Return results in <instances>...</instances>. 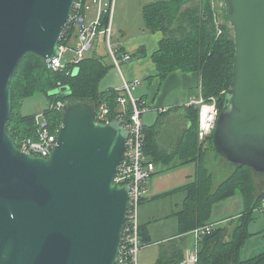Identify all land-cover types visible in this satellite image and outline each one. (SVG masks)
Masks as SVG:
<instances>
[{
    "label": "water",
    "instance_id": "obj_1",
    "mask_svg": "<svg viewBox=\"0 0 264 264\" xmlns=\"http://www.w3.org/2000/svg\"><path fill=\"white\" fill-rule=\"evenodd\" d=\"M76 0H0V264H115L131 189L115 181L129 131L120 117L96 118L97 103L66 98L58 144L50 157L17 145L8 131L11 81L23 57L47 63ZM235 39L234 79L212 133L231 166L264 174V0H223Z\"/></svg>",
    "mask_w": 264,
    "mask_h": 264
},
{
    "label": "trees",
    "instance_id": "obj_2",
    "mask_svg": "<svg viewBox=\"0 0 264 264\" xmlns=\"http://www.w3.org/2000/svg\"><path fill=\"white\" fill-rule=\"evenodd\" d=\"M88 1L84 0L81 9L83 15ZM214 1L191 0L192 3H189L188 0H155L145 3L142 13L146 28L151 32L162 33L159 47L153 54L161 82L176 70L195 72L201 79V95L206 99L217 97L221 110L225 93L234 79L235 39L224 4L216 7ZM75 12L76 10L73 13ZM109 18V13L102 14V29L108 25ZM74 37L79 38V26L71 19L60 45L75 49L76 45L72 42ZM105 38V35L97 36L94 47L83 60L78 63L66 62L65 67L59 70L50 68L37 53L29 52L23 57L11 81L13 108L8 121V131L18 145H21L22 139L34 137L38 128L35 114H22L19 111L23 101L37 93H44L49 105L50 102L65 101L62 93L50 94L61 86H70V98H89L98 105L107 102L111 108L109 118L119 116L123 111L118 103L120 93L115 89L102 91L99 88L103 78L115 66L113 62H106V55L109 56L110 53L101 55L97 49L100 39L106 43ZM148 80L151 81V77ZM132 111L133 106L128 103L126 117ZM186 111L193 126L191 132H186L183 136L179 149L193 148L194 153L189 159L198 161L200 167L196 180L183 187L186 199L179 212V219L181 233L185 234L180 235L182 238L170 240L156 264H180L185 256L186 244L190 241L189 234L186 233L208 224L216 202L237 194L244 199V212L235 219L231 227L215 226L210 233L202 236L197 264H264V251L244 259L240 252L252 235L249 225L254 219L253 214L264 202V174L258 175L246 165L227 164L214 149L212 134L204 141H199V109L188 106ZM44 115L52 127L61 125L62 112L56 108L47 107ZM165 115L162 113L160 119ZM156 131L157 129L151 133L145 127V151L155 165L159 158L164 159L163 156L165 160L172 159V154L162 152L156 139ZM140 234L142 238V224Z\"/></svg>",
    "mask_w": 264,
    "mask_h": 264
},
{
    "label": "crops",
    "instance_id": "obj_3",
    "mask_svg": "<svg viewBox=\"0 0 264 264\" xmlns=\"http://www.w3.org/2000/svg\"><path fill=\"white\" fill-rule=\"evenodd\" d=\"M101 1L103 0H97L98 3ZM110 2L111 0L109 5ZM102 6L104 7V4L100 3L97 17L90 13L89 21L98 18L101 10L104 9H100ZM150 33H145L139 38H130L122 41L120 38L111 36L110 41L116 46L118 53L129 52L132 55V59L128 62H123L120 69L114 66L101 81V85H105L102 91H107L121 87L124 79L141 80L134 91V95L137 98L146 100L150 107V110L143 115L145 127L151 133L157 129L158 136L156 139L160 148L163 149L162 152L172 154V159L169 161L165 160L164 156V159L159 158L156 164V172L148 181V190L142 201V239L147 245L141 251L146 248H154V251L152 253L148 251L140 252V264H156L162 250L170 240L175 237L182 238L180 235L185 234L181 233L179 219V212L183 209L186 199V191L183 187L196 180L200 167L198 161L189 159L194 153L193 148L179 149L185 133H190L192 130L193 123L188 118L186 108L192 98L201 95L200 76L195 72L176 70L170 73L163 84H161L156 64L153 61V54L159 47L162 33L159 31H150ZM101 39L97 46L99 54H109L107 38H105L106 43L101 41ZM77 41V37L72 39L75 45ZM68 51L74 52L71 49ZM108 57L113 62L110 54ZM149 77H151V82H149L147 87L143 86V80H147ZM193 88H196V91H192ZM149 96H152V101H150ZM162 113L166 115L160 119ZM223 203H226L228 211L220 213V215H226L220 219L214 218L212 222L227 220L217 226L231 227L233 220L244 212V199L242 196L241 198H233V200L225 199ZM234 204H236V207H234ZM214 205L211 213L214 211ZM186 234H189L191 239V232ZM191 242V240L188 241L187 247Z\"/></svg>",
    "mask_w": 264,
    "mask_h": 264
},
{
    "label": "built area",
    "instance_id": "obj_4",
    "mask_svg": "<svg viewBox=\"0 0 264 264\" xmlns=\"http://www.w3.org/2000/svg\"><path fill=\"white\" fill-rule=\"evenodd\" d=\"M83 6L84 0H76L74 6L76 12L75 14H72L71 19L76 21L79 26V42L74 49L75 56L70 62L78 63L83 60L94 47L96 37L101 34L106 36L109 52L114 65L120 69L123 62H128L132 59V55L129 52L120 55L116 46L110 41L112 36L113 0H111L109 7L102 9L98 18L89 24L86 22V16L81 13ZM103 13H109L110 18L108 23L109 26L102 29L101 16ZM60 48V56L48 63V66L54 70H59L65 67V64L61 65L62 60L60 58L63 53L71 49L65 45L60 46ZM140 82V79H124L123 85L115 89L120 93L118 103L123 107V111L117 117H120L123 120V124L129 131L127 140L128 149L120 164L115 181H118L121 184H128L131 189L127 220L124 227L120 251L115 264H139V252L147 245L142 241L140 234L139 210L142 200L148 190V181L156 172V165L151 161L145 151L146 132L143 115L150 110V107L146 100L137 98L134 95V91ZM128 103H131L133 106V111L128 117H126V106ZM188 106H195L199 109L198 134L199 139L204 141L215 129L221 111L218 106V99L214 96L206 99L203 95H200L192 98V100L189 101ZM48 107L56 108L62 112L64 101L58 100L56 103H52ZM110 111L111 108L107 102H102L100 105H97V120L100 122H109L112 120L109 118ZM37 124L38 128L36 135L34 137L22 139L21 145H17L28 150L35 156L48 158L58 144V136L62 123L59 126L52 127L49 124L48 119L45 117L42 122L37 120ZM258 210L264 213V202ZM214 227L213 224H205L191 231L193 241L186 248L184 259L180 264L198 263L200 240L203 235L210 233Z\"/></svg>",
    "mask_w": 264,
    "mask_h": 264
},
{
    "label": "rangeland",
    "instance_id": "obj_5",
    "mask_svg": "<svg viewBox=\"0 0 264 264\" xmlns=\"http://www.w3.org/2000/svg\"><path fill=\"white\" fill-rule=\"evenodd\" d=\"M109 1L110 0L101 1L100 3L104 4V7L102 6L100 9L105 8V7L108 8ZM151 1H155V0H113L114 6H113V16H112V36L116 38H120V40L122 41V40H127L130 38L131 39L139 38L141 35L145 33L151 34L150 31H148V29L145 26L144 19H143V13H142L143 5ZM188 1L189 3H192L191 0H188ZM100 3H98L97 0H91L87 2L86 7H85L86 8L85 14L87 16L86 22L88 24L93 21V20L89 21L91 17L89 16L90 13H93L94 17H97V14L99 12ZM214 5L216 7H221L223 5V2H218L217 0H215ZM78 42L79 40L77 41L76 46L78 45ZM71 50H74V49L71 48ZM74 52L67 51L63 53L60 58L62 60L61 65H64L66 62L72 61L75 56ZM106 62L111 63V58L108 57V55H106ZM148 79L143 80L144 82L143 86L147 87L149 85V82L151 81H149ZM101 83H100L99 88L100 90H103L104 89L103 87H105V85L104 84L101 85ZM160 83L163 84V82H160ZM195 89L196 88H193L192 91H194ZM149 98H150V101H152V96H149ZM56 102L57 101H55L54 103ZM51 104L52 102H50V105ZM48 106H49V100L47 96L44 93H37V94H34L26 98L21 104V108L19 111H21L22 114H35L37 120L42 122L45 118L44 110ZM198 115H199V112H198ZM198 125H199V122H198ZM199 141L201 140L199 139ZM233 198L234 199L241 198V196L240 194H237L235 196L229 197L228 200H233ZM223 202H225V200L216 202V204L214 205V211L213 213H211L208 224H213L214 226H217L218 224L227 221L225 220L223 222H212V219L214 218L220 219L222 216L224 217V215H226V214L220 215V213H225L226 211H228V207L226 203H223ZM234 207H236V204H234ZM241 208H242V204H241ZM243 209H245V204H244ZM253 217L254 219L249 225L250 226L249 231L252 235L249 236V238L246 240V242L244 243L243 247L240 250L241 256L243 259L253 257L259 251L264 250V213L260 212L259 210H256L255 213L253 214ZM139 220L141 224V206L139 210ZM234 222L235 220H233V224ZM190 240L193 241L192 236ZM143 251H148L152 253L154 251V248H146V249H143ZM143 251H140V252H143ZM140 252H139V256H140ZM139 264H140V260H139Z\"/></svg>",
    "mask_w": 264,
    "mask_h": 264
},
{
    "label": "bare ground",
    "instance_id": "obj_6",
    "mask_svg": "<svg viewBox=\"0 0 264 264\" xmlns=\"http://www.w3.org/2000/svg\"><path fill=\"white\" fill-rule=\"evenodd\" d=\"M109 23V22H108ZM107 26H109V24L107 25ZM112 29V28H111Z\"/></svg>",
    "mask_w": 264,
    "mask_h": 264
}]
</instances>
